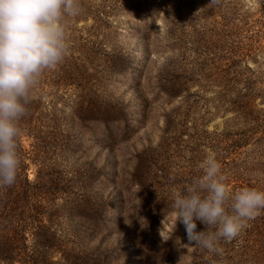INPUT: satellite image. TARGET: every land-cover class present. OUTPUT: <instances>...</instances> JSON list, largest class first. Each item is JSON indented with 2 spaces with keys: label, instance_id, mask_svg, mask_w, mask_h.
Listing matches in <instances>:
<instances>
[{
  "label": "rangeland",
  "instance_id": "rangeland-1",
  "mask_svg": "<svg viewBox=\"0 0 264 264\" xmlns=\"http://www.w3.org/2000/svg\"><path fill=\"white\" fill-rule=\"evenodd\" d=\"M260 11L264 0H83L67 20V57L27 104L31 184L20 175L8 207L1 198L0 264H33V251L38 264H254L264 209L219 241L220 256L189 245L173 193L209 154L230 192L264 191V55L238 49L240 20ZM72 199L88 207L71 212Z\"/></svg>",
  "mask_w": 264,
  "mask_h": 264
},
{
  "label": "clouds",
  "instance_id": "clouds-1",
  "mask_svg": "<svg viewBox=\"0 0 264 264\" xmlns=\"http://www.w3.org/2000/svg\"><path fill=\"white\" fill-rule=\"evenodd\" d=\"M80 12V0H0V187L16 182L18 121L26 114L30 93L42 73L67 57V20ZM198 168L202 175L184 193H173L177 220L184 225L189 245L194 242L222 256L219 241L231 242L247 221L260 215L264 191L243 187L230 192L215 154ZM197 221L205 230L197 231Z\"/></svg>",
  "mask_w": 264,
  "mask_h": 264
},
{
  "label": "trees",
  "instance_id": "trees-1",
  "mask_svg": "<svg viewBox=\"0 0 264 264\" xmlns=\"http://www.w3.org/2000/svg\"><path fill=\"white\" fill-rule=\"evenodd\" d=\"M81 5L83 4V0H80ZM84 11V10H83ZM241 27L239 28L240 32H239V40H238V49L241 51V54L246 55V56H252V55H257V54H263L264 55V11H260V15L255 19L254 24H251L250 22H247L245 20V18L241 19ZM227 26V24H226ZM254 27V28H253ZM249 31H253L252 34H248ZM51 74H55V73H51L50 70H45L39 80V83L32 89L31 93H30V97H32V95L36 94L34 93L37 89H41L43 90V87L45 86V79L48 77H50ZM65 79H67V77L65 76ZM83 103L79 104V101L77 100L74 104V115L75 116H79V118H82L80 113L81 111H77V109H81V106L78 107L79 105H82ZM26 114L20 118V120L18 121V126L21 130L20 132V136L18 138V154H19V159H20V165L18 168V174H17V179L16 182L10 186V187H0V201L2 200L1 198H5L4 201H1L2 203V207H8L9 206V202L11 200V198L13 197V195H16L18 192V188H19V183H21V178L20 175H24L26 176V179L24 180L25 185L30 186V181H28L27 179V174L24 173L23 169L26 168V164H25V154H23L21 152L22 150V134L24 132H26L25 130L28 128L29 130L32 127V123L29 119L30 115H32L35 110L32 109V107L30 105H26ZM251 101L246 102V104H244L242 107H240L239 110H241L240 112H242L243 114H247V112L249 110H251ZM79 114V115H78ZM258 129H260V133H264V119H262V117H257L255 120ZM25 125V126H24ZM257 127H254L252 131L257 130ZM23 151V150H22ZM3 193H6V197H1ZM27 193V192H26ZM68 200V199H67ZM73 200H70V202L73 204L71 206H75L77 209H71V212H74L76 210H79V212H82L84 209H86L88 206L85 203H81L83 202L82 199L79 200L77 203H73ZM69 202V201H68ZM90 209L89 212L92 213L94 210L91 209L90 207L88 208ZM103 212H105L104 210L101 211L100 215L104 218H106L103 215ZM67 217L69 216L66 215ZM104 218L102 219V221H104ZM109 219L105 220L108 221ZM51 220L49 221V223H45V228H47V230L49 231V224H50ZM86 222L89 223V225L93 226L94 229H98L99 225L97 222L92 223L90 220H86ZM45 235H47V239L50 238V235H53V232L50 231V235L47 234V232L45 231ZM47 239H45V242H50L47 241ZM253 243H255V246H257L256 249L250 247V250L247 254L249 255V258H251V261L254 264H260L263 260H264V231H260L258 232V235L256 233L254 239L251 240ZM249 243V242H247ZM11 245V243H10ZM200 247V246H199ZM47 248V246H45V249ZM155 248V246L151 247L150 250L152 251ZM201 248V247H200ZM20 256V253L14 257ZM35 252L33 251L32 255L30 256V258L33 261V264H38L37 259H35ZM140 256L143 259V262L146 263L148 261L146 255H144L143 252H141ZM145 256V257H144ZM3 259H5L6 261H10L11 257H5L4 255L1 257Z\"/></svg>",
  "mask_w": 264,
  "mask_h": 264
}]
</instances>
